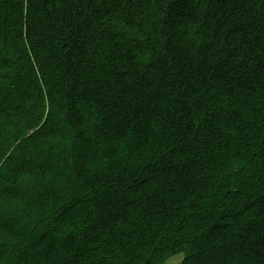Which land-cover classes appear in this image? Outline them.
Returning <instances> with one entry per match:
<instances>
[{"label":"trees","instance_id":"1","mask_svg":"<svg viewBox=\"0 0 264 264\" xmlns=\"http://www.w3.org/2000/svg\"><path fill=\"white\" fill-rule=\"evenodd\" d=\"M264 264V0H0V264Z\"/></svg>","mask_w":264,"mask_h":264},{"label":"rangeland","instance_id":"2","mask_svg":"<svg viewBox=\"0 0 264 264\" xmlns=\"http://www.w3.org/2000/svg\"><path fill=\"white\" fill-rule=\"evenodd\" d=\"M181 262V256L178 255V256H173L172 258H170L168 260V264H180Z\"/></svg>","mask_w":264,"mask_h":264}]
</instances>
